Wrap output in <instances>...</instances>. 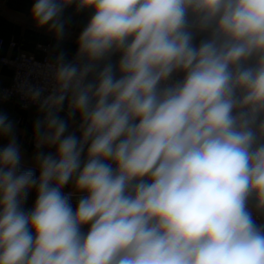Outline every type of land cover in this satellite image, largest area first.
Segmentation results:
<instances>
[{
  "label": "clouds",
  "instance_id": "9594fccd",
  "mask_svg": "<svg viewBox=\"0 0 264 264\" xmlns=\"http://www.w3.org/2000/svg\"><path fill=\"white\" fill-rule=\"evenodd\" d=\"M73 3L92 11L74 60L24 93L55 150L38 178L0 113V264H264V0H34L31 17L61 40Z\"/></svg>",
  "mask_w": 264,
  "mask_h": 264
},
{
  "label": "crops",
  "instance_id": "0c3cea01",
  "mask_svg": "<svg viewBox=\"0 0 264 264\" xmlns=\"http://www.w3.org/2000/svg\"><path fill=\"white\" fill-rule=\"evenodd\" d=\"M34 0H0V36L4 39L3 53L6 55H16L20 51L33 54L37 58H43L49 54V58L55 61L56 57L62 52L67 61L74 60L78 50V38L82 30L89 22L92 11L83 9L77 11L76 4L73 3L64 8L61 19L65 25L63 39L58 40L48 27L37 28L31 17V8ZM203 35L198 34L195 42L198 44ZM11 42H15L12 45ZM47 48V49H46ZM119 59V54L111 57L115 65ZM103 62H101L102 66ZM182 77V74H180ZM12 80V69L9 66L0 67V86L7 85ZM0 113L7 114L10 121L14 124V136L21 152L20 171L33 170L38 178L39 170L35 162L38 151L54 153V148L45 146L41 149L36 148L34 134V123L42 118L39 106H24L19 100L4 101L0 99ZM61 118L68 120V133L75 132L77 137L81 135L78 130L79 116L75 120L67 117V102L65 111L60 114ZM66 133V134H68ZM10 137H0V149L5 147ZM65 195L73 192L72 184L69 183L62 189ZM79 195L73 194L70 197L73 208L76 207ZM35 201V191H30L23 208L25 211L31 210ZM254 211V209H253ZM254 218L257 223H264V216L256 214ZM87 231V227L83 229Z\"/></svg>",
  "mask_w": 264,
  "mask_h": 264
},
{
  "label": "built area",
  "instance_id": "2783aa9c",
  "mask_svg": "<svg viewBox=\"0 0 264 264\" xmlns=\"http://www.w3.org/2000/svg\"><path fill=\"white\" fill-rule=\"evenodd\" d=\"M4 39L0 36V67L9 66L12 69V80L7 85L0 86V99L4 101L19 100L24 106H39L38 102H31L25 96L27 87H40L45 89L44 95L48 94L51 87L49 65L54 63L49 54L43 58H37L33 54L20 51L10 56L3 53ZM15 45V42H11ZM47 49V48H46ZM176 74L173 79H180Z\"/></svg>",
  "mask_w": 264,
  "mask_h": 264
}]
</instances>
